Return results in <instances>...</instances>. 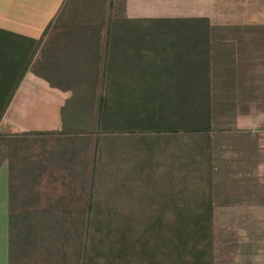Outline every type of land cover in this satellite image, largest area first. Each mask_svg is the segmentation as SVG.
I'll return each instance as SVG.
<instances>
[{
  "label": "trees",
  "instance_id": "16d2710c",
  "mask_svg": "<svg viewBox=\"0 0 264 264\" xmlns=\"http://www.w3.org/2000/svg\"><path fill=\"white\" fill-rule=\"evenodd\" d=\"M96 1L83 0L80 11L78 1L64 0L39 40L0 29V121L27 72L71 92L62 129L0 132L9 264H102L115 248L134 258L143 237L110 229L113 213H102L103 155L118 153L117 143L127 139L176 137L192 140L204 178L187 193L181 180L155 191L164 201L150 227L151 254L173 264H214L217 203L240 205L228 195L250 192L225 180L228 170L214 164L216 155L229 138L250 164L264 161V129L235 126L238 115L264 116V25L129 17L127 0L111 15L113 3L98 0L104 3L96 18L89 15ZM61 26L69 28L56 34Z\"/></svg>",
  "mask_w": 264,
  "mask_h": 264
},
{
  "label": "rangeland",
  "instance_id": "374dc122",
  "mask_svg": "<svg viewBox=\"0 0 264 264\" xmlns=\"http://www.w3.org/2000/svg\"><path fill=\"white\" fill-rule=\"evenodd\" d=\"M76 1H78V10L81 11L83 0ZM147 1L144 0L146 3ZM155 1L159 2L143 10V15L200 16L208 17L213 23L221 25H264V0ZM109 2L113 3L114 8L108 9V15L116 14L117 7L121 8L122 1L109 0ZM103 3L97 0L94 9L91 6L92 12L89 15L98 18L100 11L97 10ZM146 3L145 7L148 6ZM68 28L61 26L55 33H62ZM21 87L16 93L17 97L15 96L12 108L19 111L22 116L13 120L10 118L8 122L2 119L0 132L6 134L5 132L18 131L16 124H21L18 126L22 127L20 130L62 129L66 118L63 107L65 99L70 97L71 92L66 91L64 96L58 99V94L61 92L57 90L41 89L33 85ZM9 95L11 90L2 98V104ZM235 121V126L240 130L264 129V116L238 115ZM262 132L263 139L260 145L263 151L264 130ZM191 143L192 140L187 137L170 140L167 138L160 142L156 139L133 138L117 143L115 150L118 149V153L112 156L106 153L103 155L106 171L104 178L101 179L104 183L103 190L98 197L104 206L102 213L107 214L108 211L113 213L114 221L110 229H119L125 233L127 230L134 232L138 238L143 237L146 244L143 246L135 242L138 250L131 260L125 258V252L120 254L115 248L109 259L101 261L102 264H150V258L147 259V256L142 254L143 249H146L145 253L147 252L155 261L154 264H173V260L168 257H164V261L163 257L151 254L153 247L150 234L153 230L150 227L156 219L154 218L157 216L156 210H159L160 203L164 201L163 197H157L155 191L162 187L167 190L170 183L175 186L181 180V185H184L181 188L187 193L186 189L198 184V179L204 176V172L196 164L198 157L190 150ZM216 157L214 164H217L219 169L223 166L221 171L228 170L225 180L232 181L236 186H247L250 192L246 190L247 192L243 193L240 189L228 195L241 198L243 202L240 205L234 204L224 208L222 204L217 203L214 212L213 262L214 264H264V161L250 164L249 158L244 159V155L230 144L229 138L223 143ZM193 158L195 164H192ZM145 165L148 166L147 173L141 175L145 172ZM255 191L258 193L256 194ZM65 226L70 227V222ZM102 228V234L105 235L107 228L104 226ZM140 256H143V259H139Z\"/></svg>",
  "mask_w": 264,
  "mask_h": 264
},
{
  "label": "crops",
  "instance_id": "0c3cea01",
  "mask_svg": "<svg viewBox=\"0 0 264 264\" xmlns=\"http://www.w3.org/2000/svg\"><path fill=\"white\" fill-rule=\"evenodd\" d=\"M174 1V0H168ZM64 0H0V29L6 30L22 37L39 40L43 31L52 21L61 8ZM159 1L148 0V6L145 7L144 0H127L126 11L129 17H144L143 10L149 6H155ZM146 3V4H147ZM150 4V5H149ZM154 8V7H153ZM142 14V15H141ZM33 85L41 89L57 90L58 99L64 96L66 92L52 88L46 80L36 76L32 72H27L20 82L17 91L21 86ZM13 96L2 119L7 122L11 118L22 116L19 111H15L13 103L17 97ZM61 94V95H60ZM16 96V97H15ZM68 97L65 99L67 100ZM21 124H16L18 131L5 133H22L40 130H20ZM59 130V129H57ZM45 131V130H42ZM52 131V130H51ZM4 165V166H3ZM0 264H9V229H8V163L4 161L0 166Z\"/></svg>",
  "mask_w": 264,
  "mask_h": 264
}]
</instances>
